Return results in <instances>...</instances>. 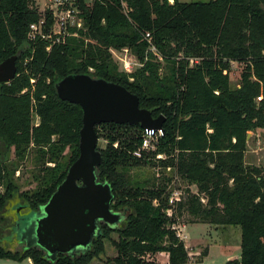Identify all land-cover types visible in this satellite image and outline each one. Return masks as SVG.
I'll return each mask as SVG.
<instances>
[{"label": "trees", "instance_id": "16d2710c", "mask_svg": "<svg viewBox=\"0 0 264 264\" xmlns=\"http://www.w3.org/2000/svg\"><path fill=\"white\" fill-rule=\"evenodd\" d=\"M77 5L86 26L82 35L95 43L81 37L62 43L28 39L29 25L41 17L34 1L0 0V62L21 50L15 77L0 83V213L15 196L22 201L19 208L37 210L79 156L82 109L61 99L54 87L68 74L124 86L153 118H163V134L153 150L137 157L133 151L144 129L139 124L96 125L98 138L106 141L97 147L98 178L111 187L112 210L125 217L116 227L101 223L100 234L81 252L48 258L36 245L17 250L0 245V257L90 264L110 240L114 264H147L146 256L159 252L167 253L170 264H183L190 255L172 227L183 218L238 226L239 257L224 264H264V165L245 161L249 131L264 128V0H77ZM124 46L142 62L131 75L119 70L108 51ZM189 58L196 61L190 65ZM234 62L241 72L231 86ZM30 150L36 186L20 191L15 171ZM146 165L168 168L196 192L187 189L172 206L173 189L134 176V169Z\"/></svg>", "mask_w": 264, "mask_h": 264}, {"label": "water", "instance_id": "95a60500", "mask_svg": "<svg viewBox=\"0 0 264 264\" xmlns=\"http://www.w3.org/2000/svg\"><path fill=\"white\" fill-rule=\"evenodd\" d=\"M20 54L18 50L0 62V83L15 77ZM54 87L61 99L79 104L82 109L79 156L48 201L32 210L19 233L25 246L36 245L50 258L59 252L72 254L89 249L92 239L101 232V223L116 227L125 217V212L112 210L111 187L98 178L102 155L95 126L115 122L159 129L163 121L161 116L153 118L149 109L140 107L138 97L124 86L103 78L71 73L56 81Z\"/></svg>", "mask_w": 264, "mask_h": 264}, {"label": "rangeland", "instance_id": "374dc122", "mask_svg": "<svg viewBox=\"0 0 264 264\" xmlns=\"http://www.w3.org/2000/svg\"><path fill=\"white\" fill-rule=\"evenodd\" d=\"M39 3L40 9L44 7L45 0H33ZM188 1V0H181ZM132 55L140 63L141 61L130 49ZM159 61L162 59L157 58ZM161 71H163V61L161 62ZM241 72V66L234 62L230 71V85L235 86L239 81V75ZM37 122V119H35ZM106 141L102 138H98L97 147L103 148ZM29 155L20 164L18 170L15 171V178L19 185L20 191L29 189L32 190L36 186V182L32 177L33 167V152L30 150ZM245 161L248 164L264 165V128H259L254 131H249L247 149L245 153ZM135 177L140 180H155L156 183H165L168 189H178L182 192V195H187V189L196 192L195 185H188L182 181L178 176H175L171 170L163 169L159 166H143L133 170ZM1 190L3 187L0 188ZM181 197V195H180ZM22 201L18 196L13 197L6 208L0 213V245L12 250L21 249L25 244V240L22 241L19 238V233H22V229L27 224L28 216H31L32 211L28 208H19ZM177 206V205H176ZM22 207V206H20ZM16 220L14 223V220ZM185 220V219H184ZM183 218L178 221L181 228L180 235L182 239H185L184 243L187 245L189 252V259L191 261H202L203 251H207V264H221L222 261H226L231 258H238L240 254V228L238 226H215L212 224H205L203 228L200 225H186L183 223ZM26 223V224H25ZM185 226V227H184ZM20 228L21 231H20ZM20 231V232H19ZM112 239L117 238V233L111 234ZM44 251V250H43ZM45 252V251H44ZM46 255V253H45ZM116 255V249L111 244L110 240H105V251L94 258L90 264H114L110 259ZM55 256V255H54ZM53 256V257H54ZM49 257V256H48ZM50 258V257H49ZM162 261L164 254L159 257L158 255L146 256L147 261ZM28 259L13 260L9 258H1L0 264H27Z\"/></svg>", "mask_w": 264, "mask_h": 264}, {"label": "built area", "instance_id": "2783aa9c", "mask_svg": "<svg viewBox=\"0 0 264 264\" xmlns=\"http://www.w3.org/2000/svg\"><path fill=\"white\" fill-rule=\"evenodd\" d=\"M85 3H91L93 0H83ZM38 11L41 13V17L38 21L33 22L29 25V30L27 37L28 39H35L39 37L40 39L48 40L51 43H62L68 37H81L84 38L86 42L95 43L94 40L82 35L85 32L86 26L84 22V17L82 11L77 5V0H45L44 7L40 9L39 3L34 2ZM124 4V3H123ZM42 7V6H41ZM50 15V21L47 20L46 15ZM144 37L150 43L149 50L156 55L157 58L162 59L161 55L157 53L155 46L150 42L151 36L149 32H146ZM50 45L46 47L47 50L50 49ZM108 51L111 58L118 64L119 70L131 75L138 67L142 65V62H138L136 58L130 52V48L124 46L120 49L109 47ZM196 59L189 58L190 65ZM94 69L89 67V71L92 72ZM129 79H132L130 77ZM260 98V97H259ZM163 130L144 128L142 133L141 145L133 151V155L140 157L143 151L153 150L156 146L157 140L162 136ZM158 157L161 154L157 155ZM0 184V188H1ZM1 190V189H0ZM182 192L178 189H173L169 196V203L174 206L176 201L180 200V195ZM168 213H171V209H168ZM176 229L177 235L181 237L179 228L180 225H173Z\"/></svg>", "mask_w": 264, "mask_h": 264}, {"label": "crops", "instance_id": "0c3cea01", "mask_svg": "<svg viewBox=\"0 0 264 264\" xmlns=\"http://www.w3.org/2000/svg\"><path fill=\"white\" fill-rule=\"evenodd\" d=\"M245 153H246V151H245ZM205 224H207V223H187L186 225L188 226V225H200V226H202L203 228L206 226ZM185 227V226H184ZM184 241H186L185 239H183ZM185 246L187 247V245L185 244ZM159 254V257L162 255V254H164V259L162 260V261H158V260H155L154 261V259H153V261H149V263H147V264H170L169 262H168V255H167V253H165V252H159V253H157V254H154L155 256L156 255H158ZM207 257H208V254H206L204 257H203V260L202 261H191L190 259H189V261L188 262H186V263H183V264H207ZM226 261H222L221 262V264H224ZM27 264H32V261L30 260V259H28L27 260Z\"/></svg>", "mask_w": 264, "mask_h": 264}, {"label": "flooded vegetation", "instance_id": "af4514ba", "mask_svg": "<svg viewBox=\"0 0 264 264\" xmlns=\"http://www.w3.org/2000/svg\"><path fill=\"white\" fill-rule=\"evenodd\" d=\"M21 229H22V228H20V231H21ZM20 231H19V232H20Z\"/></svg>", "mask_w": 264, "mask_h": 264}]
</instances>
